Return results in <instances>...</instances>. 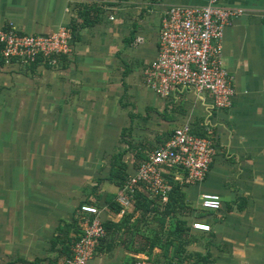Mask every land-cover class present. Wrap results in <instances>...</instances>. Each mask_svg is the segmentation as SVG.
Returning <instances> with one entry per match:
<instances>
[{
    "label": "crops",
    "instance_id": "obj_1",
    "mask_svg": "<svg viewBox=\"0 0 264 264\" xmlns=\"http://www.w3.org/2000/svg\"><path fill=\"white\" fill-rule=\"evenodd\" d=\"M208 3L0 0V30L73 32L71 53L55 65L39 59L21 66L0 56V264H66L89 216L83 205L116 225L87 264H199L207 253L211 264H264V0H222L244 10L224 31L223 66L235 87L227 110L195 90L162 97L147 75L169 8ZM184 125L217 153L198 184L166 169L169 184L185 194L188 209L177 218L186 223L183 238L193 241L179 258L155 237L154 214L134 201L125 214L116 211L122 186L112 172L118 162L128 177L135 174ZM204 195L219 196L221 210L204 211ZM165 222L164 234L176 219ZM195 223L210 232L194 230Z\"/></svg>",
    "mask_w": 264,
    "mask_h": 264
},
{
    "label": "built area",
    "instance_id": "obj_2",
    "mask_svg": "<svg viewBox=\"0 0 264 264\" xmlns=\"http://www.w3.org/2000/svg\"><path fill=\"white\" fill-rule=\"evenodd\" d=\"M239 7H227L222 0H209L204 7L174 6L162 21L159 55L147 70L150 83L162 97H169L177 89L209 93L213 106L227 110L233 105L234 77L223 66V38L231 20L242 14ZM73 32L62 26L50 36L21 34L13 26L0 30V56L4 62L30 66L43 59L55 65L60 56L72 51ZM207 137L194 133L190 125L175 130L162 147L153 151L148 160L124 183L117 203L125 214L137 193L142 189L152 197L166 202L172 186L165 178L166 169L187 173V184L204 182L216 156ZM202 209L217 213L222 200L216 195H204ZM83 233L72 245L66 264H87L107 238V230L98 208L83 205ZM193 229L209 233L210 227L195 223Z\"/></svg>",
    "mask_w": 264,
    "mask_h": 264
},
{
    "label": "trees",
    "instance_id": "obj_3",
    "mask_svg": "<svg viewBox=\"0 0 264 264\" xmlns=\"http://www.w3.org/2000/svg\"><path fill=\"white\" fill-rule=\"evenodd\" d=\"M86 21V19H85ZM4 61V60H3ZM198 136L204 137V135H199ZM118 158V157H117ZM116 163V162H115ZM126 169V166H122L120 163H116L113 166V172H112V180L116 181V184L120 187L124 185L126 182L128 176L124 172ZM172 191L168 195V200L166 202H161L160 197H150L149 194H140L139 192L135 196V199L133 200L134 206L137 208V210L142 211L143 214L151 215L154 214L155 217H157L158 223L161 227V231L159 232V236L157 235L158 231L155 233V237L159 238L160 241H164L166 239V243H169L170 246L174 247L175 249V256L180 258V253L182 251H186L190 243L193 241H186L183 236L185 234L186 229V223L183 222L182 220L178 219L179 214L183 210H187V203H186V197L184 192L182 191V188L179 184H172ZM151 195V194H150ZM155 199V200H152ZM117 212L121 211V207L116 208ZM168 218H173L176 219V225L173 230H170L167 233H163L164 225H166L165 220ZM105 228L108 232H111L113 227L116 226L113 223L109 222L104 224ZM168 234L169 237L171 238V242L168 241ZM181 241V242H180ZM176 242H179L176 244ZM155 245V244H153ZM169 248V247H168ZM199 258V264H211L212 263V255L210 253H207L206 255L200 254L198 256Z\"/></svg>",
    "mask_w": 264,
    "mask_h": 264
}]
</instances>
